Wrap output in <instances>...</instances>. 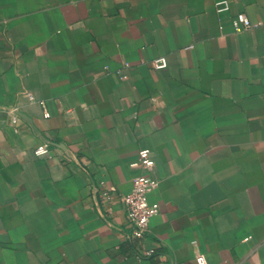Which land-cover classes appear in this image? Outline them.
I'll list each match as a JSON object with an SVG mask.
<instances>
[{
	"label": "crops",
	"instance_id": "obj_1",
	"mask_svg": "<svg viewBox=\"0 0 264 264\" xmlns=\"http://www.w3.org/2000/svg\"><path fill=\"white\" fill-rule=\"evenodd\" d=\"M220 1L0 0V264H264V0Z\"/></svg>",
	"mask_w": 264,
	"mask_h": 264
},
{
	"label": "built area",
	"instance_id": "obj_2",
	"mask_svg": "<svg viewBox=\"0 0 264 264\" xmlns=\"http://www.w3.org/2000/svg\"><path fill=\"white\" fill-rule=\"evenodd\" d=\"M216 6L217 11L223 13L229 10L230 3L227 0H223L218 2ZM234 23L237 31L254 27L245 14H239L235 18ZM164 63V57H161L154 62L155 66L158 68L162 67ZM49 116L48 113L45 114V117ZM13 120H16V115H13ZM49 148V143H43L35 149V154L37 156L48 155ZM134 166L141 169L143 173L137 175L133 179L131 190L127 194L122 195L121 201L125 206L128 221L133 226L132 235L136 238L143 239L149 234L151 219L159 212L158 204L152 203L149 199L150 194L157 189L159 183L156 179L146 174L147 171H150L155 166V162L152 159L149 150H141L139 152L138 161ZM102 185L105 187L104 184ZM105 195L109 197L108 192H105ZM151 254L152 251L145 253L146 257H149ZM196 261L197 264H206V260L203 256H198Z\"/></svg>",
	"mask_w": 264,
	"mask_h": 264
}]
</instances>
